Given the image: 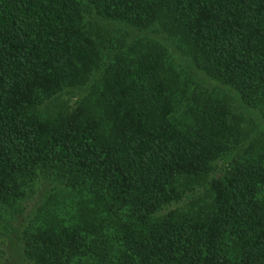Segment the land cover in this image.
Wrapping results in <instances>:
<instances>
[{
  "label": "trees",
  "instance_id": "1",
  "mask_svg": "<svg viewBox=\"0 0 264 264\" xmlns=\"http://www.w3.org/2000/svg\"><path fill=\"white\" fill-rule=\"evenodd\" d=\"M5 238L0 264H264V0H0Z\"/></svg>",
  "mask_w": 264,
  "mask_h": 264
},
{
  "label": "rangeland",
  "instance_id": "2",
  "mask_svg": "<svg viewBox=\"0 0 264 264\" xmlns=\"http://www.w3.org/2000/svg\"><path fill=\"white\" fill-rule=\"evenodd\" d=\"M8 239H4L3 240V243H1V245H0V247H1V249H7V247H8ZM10 243V242H9ZM6 252V255H7V257H10L11 259L12 258H14V255H12L11 253H9L8 251H5ZM3 253H4V250H3Z\"/></svg>",
  "mask_w": 264,
  "mask_h": 264
}]
</instances>
